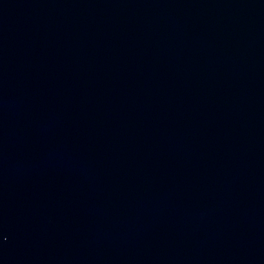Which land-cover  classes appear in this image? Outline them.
<instances>
[{
    "label": "water",
    "instance_id": "obj_1",
    "mask_svg": "<svg viewBox=\"0 0 264 264\" xmlns=\"http://www.w3.org/2000/svg\"><path fill=\"white\" fill-rule=\"evenodd\" d=\"M0 264H264V0H0Z\"/></svg>",
    "mask_w": 264,
    "mask_h": 264
}]
</instances>
